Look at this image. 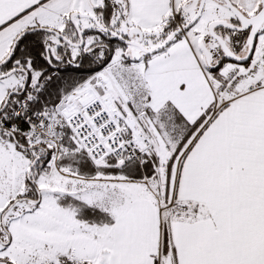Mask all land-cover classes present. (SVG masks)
<instances>
[{"label": "snow or ice", "instance_id": "snow-or-ice-1", "mask_svg": "<svg viewBox=\"0 0 264 264\" xmlns=\"http://www.w3.org/2000/svg\"><path fill=\"white\" fill-rule=\"evenodd\" d=\"M0 264H264V0H0Z\"/></svg>", "mask_w": 264, "mask_h": 264}]
</instances>
